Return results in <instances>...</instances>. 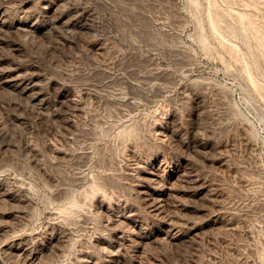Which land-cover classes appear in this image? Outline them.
<instances>
[{
    "label": "rangeland",
    "instance_id": "rangeland-1",
    "mask_svg": "<svg viewBox=\"0 0 264 264\" xmlns=\"http://www.w3.org/2000/svg\"><path fill=\"white\" fill-rule=\"evenodd\" d=\"M58 2L46 11L55 0H0L9 6L0 71L39 77L51 99L69 91L84 107L39 111L0 80V187L9 192L0 197V259L15 263L5 247L17 237L42 247L46 264H264V0ZM83 5L94 20L80 15L79 26L68 27L64 20ZM53 12L63 21L52 23ZM139 158L171 175L160 213L136 191ZM126 213L147 238L118 219Z\"/></svg>",
    "mask_w": 264,
    "mask_h": 264
},
{
    "label": "bare ground",
    "instance_id": "bare-ground-1",
    "mask_svg": "<svg viewBox=\"0 0 264 264\" xmlns=\"http://www.w3.org/2000/svg\"><path fill=\"white\" fill-rule=\"evenodd\" d=\"M14 2V1H13ZM85 2V1H84ZM91 2V1H90ZM6 3V2H5ZM59 2H58V0H55V3H52V4H50V5H48V4H45L44 6L45 7H47L46 8V11H50L53 7H54V5L55 4H58ZM30 4V3H29ZM44 4V3H43ZM79 4H81V3H79ZM82 4H84V3H82ZM85 4H86V2H85ZM89 4H91V3H89ZM6 6H8V5H5L4 3H0V26H3L7 21H8V16L9 15H7V9H6ZM58 6V5H57ZM60 6H61V4H60ZM9 7V6H8ZM43 7V6H42ZM55 7H56V5H55ZM59 7V6H58ZM44 8V7H43ZM78 8V7H77ZM92 8H93V6H92ZM70 11V10H69ZM13 12V11H12ZM52 12V11H51ZM78 12V11H77ZM76 12V13H77ZM46 13V12H45ZM54 13V12H53ZM57 13V12H56ZM56 13H54V14H56ZM60 13H63V12H60ZM73 13V12H72ZM72 13H71V15H72ZM75 13V12H74ZM48 14H49V12H48ZM51 15V14H50ZM80 15H83V16H85L87 19H88V22H89V20H91V22H92V20H94V18H95V14L93 13V11L91 10V8H89V7H84V5H83V7H82V9L79 11V13H77V14H74L73 16H71L70 17V15H69V17L70 18H68L67 20H64L66 23H67V26L68 27H71V28H75V27H77V26H79V21H80V19H79V17H80ZM98 15V14H97ZM13 17V16H12ZM63 18H64V16L63 15H61V14H56V15H54V16H52L51 18H50V21L52 22V23H58L59 21H63ZM9 19H10V17H9ZM49 19V18H48ZM47 19V20H48ZM65 19H66V17H65ZM97 19H99V17H97ZM96 19V20H97ZM14 20V19H13ZM34 20V19H33ZM44 20V19H43ZM64 22V23H65ZM86 22V21H85ZM94 22V24L96 25V23H95V21H93ZM97 23L99 22V21H96ZM10 23V22H9ZM14 23V22H13ZM61 23V22H60ZM83 23V22H82ZM35 24V23H34ZM33 23H25V22H19L18 24H16L15 25V27H17V28H19V29H24V30H26V32H28V30H30L31 31V33H33L34 31H36L35 29H36V26L34 25ZM61 24H63V23H61ZM87 24V23H86ZM85 24V25H86ZM91 24V23H90ZM66 25V24H65ZM9 26V25H8ZM12 26V25H11ZM11 26H9V27H11ZM47 26V25H46ZM53 26V25H52ZM83 26V25H82ZM63 27H64V25H63ZM4 28V27H3ZM2 28V29H3ZM81 28V27H80ZM6 29V28H5ZM65 29H67V28H65ZM81 29H83V27L81 28ZM87 29H89V28H87ZM32 30H34L33 32H32ZM79 31H80V29H79ZM23 32V31H22ZM25 32V31H24ZM53 32H55V31H53ZM60 32V31H59ZM75 33V32H74ZM83 33V32H82ZM103 34V33H102ZM70 35V34H69ZM73 35V34H72ZM71 35V36H72ZM67 37V36H66ZM70 37V36H69ZM73 37V36H72ZM98 38V37H97ZM72 38H70V40H71ZM87 39V38H86ZM102 39V38H101ZM100 39V40H101ZM8 40V39H7ZM85 42V41H84ZM105 42V41H104ZM70 43V42H69ZM86 43H87V41H86ZM77 44V43H76ZM104 44V43H103ZM95 45V44H94ZM101 45V44H100ZM99 45V46H100ZM91 46V45H90ZM93 46V45H92ZM79 47V46H78ZM88 47V46H87ZM101 47V46H100ZM92 48V47H91ZM95 48H97V47H94L93 49H95ZM103 48V47H102ZM78 49V48H77ZM101 49V48H100ZM100 49H96V50H100ZM92 51V50H91ZM94 51V50H93ZM93 51L91 52L92 54L91 55H93ZM102 50H100V52H101ZM84 52V51H83ZM96 53V52H95ZM111 54V53H110ZM114 54V53H113ZM75 55V54H74ZM86 55V54H85ZM80 56V55H79ZM89 58H90V56H89ZM108 58V57H107ZM106 58V59H107ZM94 60V59H93ZM98 61V60H97ZM134 64V63H133ZM1 65V64H0ZM110 65V64H109ZM12 67H14V65L12 66ZM85 67V66H84ZM110 67V66H109ZM154 68H157V67H151V70L152 69H154ZM159 68V67H158ZM6 69V68H5ZM5 69H3V70H1L0 71V80L2 81V82H4L5 84L6 83H8V85H11V86H13L14 88H17V90H18V93H20L19 92V89H20V91H22V93H24L25 95H26V100L25 101H27V99H29V102L32 104V105H34V106H36L37 108V110H39V111H41V110H46V109H48L51 105H55L54 107H57V108H64L65 106H66V108H68L67 107V105H70V107H69V109L71 108L72 110H77V112H78V109H83V108H81L82 107V103L80 102V101H77V99H73V95L68 91V92H62L60 95H59V97H56L55 99L54 98H50L46 93H45V91H44V87L45 86H41L42 85V83L40 84V80L38 79L39 77H33V78H25V76H23L20 72H18V73H20V74H16V75H14L11 71H7V70H5ZM84 69V68H83ZM129 69V68H128ZM81 70V69H80ZM85 70V69H84ZM141 70V69H140ZM143 70V69H142ZM158 70V69H157ZM132 71V70H131ZM150 71V70H149ZM148 71V72H149ZM156 71V70H155ZM16 72V71H15ZM24 72V71H23ZM132 72H134V71H132ZM136 72V71H135ZM142 72V71H141ZM39 73V72H38ZM86 73V72H85ZM159 73V72H158ZM162 73V72H161ZM24 74V73H23ZM73 74V73H72ZM89 74V73H88ZM131 74H133V73H131ZM167 74V73H166ZM38 75V74H37ZM80 75V74H79ZM78 75V76H79ZM157 75V74H156ZM41 76V75H40ZM77 76V77H78ZM85 76V75H84ZM143 76V75H142ZM141 76V74H140V77H142ZM165 76V75H164ZM43 77V76H42ZM148 77H150V76H148ZM139 78V77H138ZM143 78V77H142ZM147 78V77H146ZM154 78H156V76L154 77ZM43 79V78H42ZM84 79V78H83ZM103 79V78H102ZM0 81V82H1ZM101 81V80H100ZM150 81V80H149ZM43 82H44V79H43ZM119 82V81H118ZM116 84V83H115ZM131 84H133V83H131ZM7 85V86H8ZM106 85V84H105ZM118 85V84H117ZM120 85H121V83H120ZM81 86V85H80ZM97 86V85H96ZM111 86V85H110ZM10 87V86H9ZM129 87V86H128ZM75 88V87H74ZM92 89V88H91ZM102 89V88H101ZM14 90V89H13ZM142 91V90H141ZM134 92V91H133ZM49 93V92H48ZM142 93V92H141ZM135 94V93H134ZM96 95V94H95ZM100 96V95H99ZM119 96V95H118ZM21 97V96H20ZM81 97V96H80ZM24 98V97H23ZM22 98V99H23ZM88 98V97H87ZM118 98V97H117ZM119 98H121V99H123L122 97H119ZM79 100V99H78ZM101 100V99H100ZM127 100V99H126ZM128 100H130V99H128ZM108 101H110V100H108ZM115 101V100H114ZM117 102H118V100H116ZM84 102V101H83ZM100 102V101H99ZM120 102V101H119ZM127 102H130V101H127ZM133 102V101H132ZM121 103V102H120ZM140 103V102H139ZM204 103V102H203ZM25 104V103H24ZM84 105H85V103H83ZM113 104V103H112ZM128 104V103H127ZM138 104V103H137ZM52 106V107H53ZM108 106V105H107ZM128 106V105H127ZM130 106V105H129ZM30 107V106H29ZM57 108H55V112H56V114H57ZM31 109V108H30ZM34 109V108H33ZM120 109H122V108H120ZM50 110V109H49ZM61 110V109H60ZM109 110V109H108ZM35 112H36V110H34ZM38 111V112H39ZM53 111H54V109H53ZM68 111H70V110H68ZM86 111V110H85ZM89 111H91V110H89ZM95 111V110H94ZM103 111V110H102ZM52 112V111H51ZM122 112V111H121ZM33 113V112H32ZM37 113V112H36ZM40 113V112H39ZM39 113H37V114H39ZM43 115H44V113L43 112H41ZM72 113V112H71ZM89 113V112H88ZM87 113V114H88ZM104 113V112H103ZM55 114V115H56ZM47 115V114H46ZM50 115H52V114H50L49 113V115L48 116H50ZM60 115H63V114H60ZM85 115V114H84ZM96 115V114H95ZM103 115V114H102ZM117 115V114H116ZM2 116V115H1ZM64 116V115H63ZM70 116H72V115H70ZM73 116H74V113H73ZM87 116V115H86ZM44 117V116H43ZM46 118V117H45ZM50 118V117H49ZM53 118V117H52ZM70 118V117H69ZM85 118V117H84ZM4 119V118H3ZM13 119V118H12ZM25 119V118H24ZM23 119V120H24ZM58 119V118H57ZM67 119V118H66ZM86 119V118H85ZM100 119V118H99ZM15 120V119H14ZM20 120V119H19ZM26 120V119H25ZM1 121V120H0ZM46 121V120H45ZM104 121V120H103ZM31 122V121H30ZM59 122V121H58ZM88 122H90V121H88ZM3 123H5V121H3ZM10 123V122H9ZM84 123V122H83ZM163 124V123H162ZM10 125V124H9ZM59 125V124H58ZM83 125V124H82ZM85 125V124H84ZM83 125V126H84ZM94 125V124H93ZM97 125V124H96ZM8 126V125H7ZM29 126V125H28ZM50 126V125H49ZM81 126V125H80ZM92 126V125H91ZM177 126V125H176ZM10 128V127H9ZM46 128V127H45ZM77 128V127H76ZM82 128V127H81ZM87 128V127H86ZM57 129V128H56ZM61 129H63V128H61ZM176 129V128H175ZM46 130V129H45ZM50 130V129H49ZM80 130V129H79ZM86 130H88V129H86ZM65 131V130H64ZM67 131V130H66ZM84 131V130H83ZM4 132V131H3ZM78 132V131H77ZM81 132V131H80ZM66 133V132H65ZM68 133H70V132H68ZM166 133V132H165ZM172 133V132H171ZM8 134H9V132H8ZM78 134V133H77ZM86 134V133H85ZM48 135V134H47ZM50 135V134H49ZM59 135V134H58ZM167 135V134H166ZM169 135H170V133H169ZM168 135V136H169ZM173 135V134H172ZM81 136V135H80ZM84 136V135H83ZM87 136V135H86ZM184 136V135H183ZM28 137H30V136H28ZM171 137V136H170ZM8 138H10V137H8ZM7 138V141H9V139ZM61 138V137H60ZM174 138V137H173ZM73 139V138H72ZM71 140V139H70ZM84 140V139H83ZM11 141V140H10ZM55 142V141H54ZM65 142V141H64ZM75 142V141H74ZM73 142V143H74ZM181 142V141H180ZM3 143V142H2ZM17 143V142H16ZM27 143V142H26ZM21 144V143H20ZM70 144V143H69ZM160 144V143H159ZM10 145V143L9 142H6L5 141V143H4V145H3V149L6 147V146H9ZM14 145V144H13ZM28 145V144H27ZM31 145V144H30ZM33 145V144H32ZM49 145V144H48ZM194 145V144H193ZM1 146V145H0ZM5 146V147H4ZM70 146H71V144H70ZM89 147V146H88ZM136 147V146H135ZM200 147V146H199ZM21 148V147H20ZM27 148V147H26ZM28 148H31V147H28ZM33 148H35L34 146H33ZM59 148V147H58ZM68 148V147H67ZM137 148V147H136ZM160 148V147H159ZM7 149V148H6ZM14 149V148H13ZM50 149V148H49ZM54 149V148H53ZM57 149V148H56ZM55 149V150H56ZM54 150V151H55ZM8 151V150H7ZM30 151V150H29ZM50 151V150H49ZM81 151V150H80ZM0 152H1V150H0ZM32 152H33V150H32ZM35 152H36V150H35ZM79 152V151H78ZM166 152V151H165ZM2 153V152H1ZM21 153V152H20ZM38 153V152H37ZM59 153V152H58ZM61 153V152H60ZM74 153V152H73ZM138 153V152H137ZM142 153V152H141ZM35 154V153H34ZM39 154V153H38ZM82 154V153H81ZM216 154V153H215ZM10 155V154H9ZM12 155V154H11ZM14 155V154H13ZM13 155H12V157H13ZM18 155V154H17ZM31 155H33V153L31 154ZM36 155V154H35ZM60 155H63V154H60ZM75 155V154H74ZM86 154H84V156H85ZM40 156V155H39ZM68 156V155H67ZM76 156V155H75ZM87 156V155H86ZM221 156V155H220ZM7 157V156H6ZM36 157V156H35ZM49 157V156H48ZM61 157H63V156H61ZM65 157V156H64ZM72 157V156H71ZM77 157V156H76ZM142 157V156H141ZM163 157V156H162ZM31 158H33V157H31ZM40 158V157H39ZM45 158V157H44ZM43 158V159H44ZM47 158V157H46ZM78 158H80L79 156H78ZM81 158H83L82 156H81ZM165 158V157H164ZM226 158V157H225ZM18 159V158H17ZM20 159V158H19ZM52 159V158H51ZM55 159V158H54ZM134 159H135V157H134ZM3 160V159H2ZM7 160V159H6ZM37 160V159H36ZM76 160H78V159H76ZM83 160V159H82ZM87 160V159H86ZM22 161V160H21ZM34 161H35V158H34ZM33 161V162H34ZM47 161V160H46ZM72 161H75L74 159L72 160ZM83 161H85V160H83ZM82 161V162H83ZM136 161V160H135ZM230 161V160H229ZM3 162V161H2ZM2 162H1V164H2ZM4 162H5V160H4ZM9 162V161H8ZM26 161H24V163H25ZM59 162V161H58ZM71 162V161H70ZM77 162V161H76ZM79 162V161H78ZM81 162V163H82ZM118 162V161H117ZM137 163V167H138V170H139V172H140V181L138 182V188H136V191H137V189L139 190L138 191V193L140 192L141 194H142V197H143V199L145 200V204H148L150 207H151V209H153V211H155V212H162V207H164L163 206V204L165 203V200L167 199V196L168 195H170V194H172V192H171V189H172V185H171V179H170V177H171V175H168V176H164V177H161V175H160V173H162V171L159 173L158 172V170L156 169V163L155 162H153V163H149L147 160H145L144 158L143 159H141V158H139V159H137V161H136ZM165 162V161H164ZM36 163L37 162H35L34 164L36 165ZM103 163V162H102ZM134 163V162H133ZM0 164V165H1ZM68 164V163H67ZM109 164V163H108ZM3 165H5V164H3ZM13 165H14V163H13ZM64 165V164H63ZM11 166V165H10ZM25 166V165H24ZM29 166V165H28ZM27 166V167H28ZM40 166V165H39ZM112 166V165H111ZM110 165L109 166H106V167H111ZM134 166H135V164H134ZM229 166V165H228ZM6 167V166H5ZM21 167V166H20ZM23 167V166H22ZM34 167H36V166H34ZM37 167H38V165H37ZM50 167V166H49ZM69 167V166H68ZM114 167V166H113ZM113 167H111V168H113ZM26 168V167H25ZM24 168V169H25ZM41 168V167H40ZM66 168V167H65ZM110 168V169H111ZM135 168V167H134ZM194 168V167H193ZM13 169V168H12ZM61 169H63V168H61ZM69 169V168H68ZM79 169V168H78ZM30 170V169H29ZM38 170V169H37ZM41 170V169H40ZM52 170V169H51ZM72 170V169H71ZM114 170V169H113ZM115 170H117V169H115ZM135 170H137V169H135ZM160 170V169H159ZM199 170V169H198ZM15 171V170H14ZM47 171V170H46ZM45 171V172H46ZM73 171V170H72ZM134 171V170H133ZM178 171V170H177ZM190 171V170H189ZM41 172H42V170H41ZM61 172V171H60ZM124 172V171H123ZM180 172V171H179ZM36 173V172H35ZM38 173H40V172H37V174ZM44 173V172H43ZM70 173V172H69ZM75 173V172H74ZM126 173V172H125ZM182 173V172H181ZM46 174V173H45ZM52 174V173H51ZM55 174V173H54ZM164 174V173H163ZM202 174V173H201ZM40 177L42 176L41 174H38ZM59 175V174H58ZM68 175V174H67ZM87 175V174H86ZM181 175V174H180ZM38 176V177H39ZM43 176H44V174H43ZM43 176H42V178H43ZM47 174L45 175V181L47 182V180H49V179H47ZM48 176H50V175H48ZM70 176V175H69ZM80 176V175H79ZM78 176V177H79ZM88 176V175H87ZM178 176H179V174H178ZM30 177V176H29ZM38 177H37V179H38ZM39 177V178H40ZM51 177V176H50ZM49 177V178H50ZM68 177V176H67ZM76 177V176H75ZM82 177V176H81ZM181 177V176H180ZM42 178H40V179H42ZM70 178H71V176H70ZM195 178H197V177H195ZM194 178V179H195ZM248 178V177H247ZM7 179V178H6ZM47 179V180H46ZM55 179V178H54ZM84 179V178H83ZM139 179V178H138ZM138 179H137V181H138ZM93 180V179H92ZM171 180V181H170ZM198 180V179H197ZM32 181V180H31ZM42 182H43V180H41ZM44 181V182H45ZM50 181L51 182H53L54 183V180H51L50 179ZM49 181V182H50ZM65 181V180H64ZM64 181H61V182H64ZM205 181V180H204ZM242 181V180H241ZM247 181V180H246ZM11 182V181H10ZM175 182V181H174ZM48 183V182H47ZM57 183V182H56ZM79 183V182H78ZM107 183V182H106ZM110 183V182H109ZM112 183V182H111ZM131 183V182H130ZM191 183V182H190ZM201 183H203V182H201ZM200 183V184H201ZM205 183V182H204ZM9 184V183H8ZM48 184H50V183H48ZM52 184V183H51ZM50 184V185H51ZM69 184V183H68ZM129 184V183H128ZM209 184V183H208ZM1 185V184H0ZM10 185H12V184H10ZM55 184H53V185H51V186H54ZM57 185H58V183H57ZM61 185H63V184H61ZM60 185V186H61ZM71 185V184H70ZM79 185H82V184H79ZM79 185H77V186H79ZM130 185V184H129ZM218 185V184H217ZM6 186V185H5ZM9 186V185H8ZM64 186V185H63ZM72 186V185H71ZM75 186V185H74ZM111 186H112V184H111ZM137 186V185H136ZM174 186H175V183H174ZM186 186H188V185H186ZM200 186V185H199ZM205 186V185H204ZM7 187V186H6ZM6 187H0V197H8V195H9V192H8V190H7V188ZM12 187V186H11ZM49 187V186H48ZM70 187V186H69ZM76 187V186H75ZM88 187V186H87ZM108 187H109V185H108ZM113 187V186H112ZM176 187V186H175ZM45 188V187H44ZM51 188V187H50ZM57 188V187H56ZM60 188V187H59ZM77 188V187H76ZM82 188V187H81ZM177 188V187H176ZM75 189V188H74ZM73 189V190H74ZM80 189V188H79ZM78 189V190H79ZM85 188H83V190H84ZM115 189H117V188H115ZM201 189V188H200ZM63 190H65V189H63ZM63 190H59V192H62ZM70 190V189H69ZM110 190V189H109ZM128 190H129V188H128ZM173 190V189H172ZM67 191V190H66ZM118 191V190H117ZM124 191V190H123ZM204 191V190H203ZM58 192V191H57ZM116 192V191H115ZM130 192V191H129ZM49 193V192H48ZM54 193V192H53ZM66 193V192H65ZM120 193H122L121 191H120ZM136 193V195L138 194L137 192H135ZM11 194V193H10ZM59 194H61V193H59ZM58 193H57V195H59ZM64 194V193H63ZM63 194H61V196L59 195V196H57V195H55L56 197H59L58 198V200H61V199H63ZM68 194V193H67ZM70 194V193H69ZM84 194V193H83ZM125 194V193H124ZM20 195V194H19ZM47 195V194H46ZM53 195V194H52ZM85 195V194H84ZM174 195H176V194H174ZM202 195V194H201ZM216 195V194H215ZM11 196H12V194H11ZM48 196V195H47ZM54 196V197H55ZM70 196V195H69ZM96 196V195H95ZM139 196V195H138ZM137 196V197H138ZM204 196V195H203ZM21 197V196H20ZM19 197V198H20ZM53 197V196H52ZM53 197V198H54ZM60 197H61V199H60ZM65 197V196H64ZM141 197V198H142ZM171 197H173V196H171ZM24 198V197H23ZM111 198V197H110ZM140 198V197H139ZM1 199V198H0ZM13 199V198H12ZM22 199V198H21ZM24 199H26V198H24ZM57 199V198H56ZM85 199V198H84ZM169 199V198H168ZM171 200V199H170ZM8 201H9V199H8ZM21 201V200H20ZM100 201H101V199H100ZM169 201V200H168ZM190 201V200H189ZM226 201V200H225ZM1 202V201H0ZM3 202H5V200L3 201ZM7 202V201H6ZM113 202V201H112ZM119 202V201H118ZM121 202V201H120ZM99 203V202H98ZM142 203H143V201H142ZM167 203V202H166ZM0 204H2V202L0 203ZM77 204V203H76ZM101 204H103V203H101ZM131 204V203H130ZM8 205V204H7ZM24 205H25V202H24ZM36 205V204H35ZM67 205V204H66ZM93 205V204H92ZM105 205V204H104ZM108 205V204H107ZM143 205H144V203H143ZM184 205V204H183ZM15 206H16V204H15ZM102 206V205H101ZM136 206V205H135ZM147 206V205H146ZM165 206H167V204L165 205ZM0 207H1V205H0ZM5 208H6V206H4ZM89 207V206H88ZM94 207V206H93ZM137 207V206H136ZM169 207V206H168ZM9 208V207H8ZM7 208V209H8ZM55 208H57V207H55ZM63 208H64V206H63ZM85 208V207H84ZM99 208V207H98ZM112 208V207H111ZM132 208V207H131ZM218 208H219V206H218ZM25 209V208H24ZM70 209H72V208H70ZM91 209V208H90ZM95 209H96V207H95ZM147 209V211H148V208H146ZM165 209V208H164ZM214 209V208H213ZM1 210V209H0ZM2 210H4V208L2 209ZM10 210V209H9ZM15 210V209H14ZM13 210V211H14ZM58 210V209H57ZM61 210V209H60ZM66 210H68V209H66ZM97 210V209H96ZM101 211H103L104 209H100ZM105 210H107V209H105ZM109 210V209H108ZM126 210V209H125ZM4 211H6V209L4 210ZM23 211V210H22ZM25 212H26V210H24ZM80 211V210H79ZM79 211H76L75 213H77V212H79ZM152 210L150 211V212H153ZM166 211V210H165ZM18 211H16V213H17ZM52 212V211H51ZM53 212H54V210H53ZM52 212V213H53ZM100 212V211H99ZM127 212V211H126ZM130 212V211H129ZM129 212H127L128 214H129ZM137 212V211H136ZM149 212V213H150ZM155 212H153V214L152 215H154V213ZM6 213V212H5ZM13 213H15V211L13 212ZM19 213V212H18ZM17 213V214H18ZM21 213V212H20ZM89 213V212H88ZM94 213V212H93ZM120 213V212H119ZM118 213V214H119ZM127 213H126V215H123V216H121V215H117L118 216V219H123L124 221H126V223L128 222L129 224H130V226L132 227V228H134L135 230H136V233H137V236H139L140 238H141V241L143 240V239H145V238H147L146 236V234L141 230V224H140V222L138 221V219L136 218V217H133V216H131V215H127ZM146 213V212H145ZM173 213V212H172ZM28 214V213H27ZM56 214H58V213H56ZM55 214V215H56ZM100 214H102V213H100ZM106 214H108V213H106ZM110 214V213H109ZM112 214V213H111ZM161 214H163V213H161ZM164 214H166V213H164ZM223 214V213H222ZM14 215H16V214H14ZM22 215L23 214H21L20 216L22 217ZM70 215V214H69ZM86 215V214H85ZM90 215V214H89ZM113 215V214H112ZM135 215V214H134ZM146 215V214H145ZM221 215V214H220ZM13 216V215H12ZM17 216V215H16ZM19 216V215H18ZM28 216V215H27ZM26 216V217H27ZM106 216V215H105ZM109 216V215H108ZM138 216H140V215H138ZM137 216V217H138ZM155 216V215H154ZM162 216V215H161ZM164 216H167V215H164ZM0 217H3V215L2 216H0ZM7 217V216H6ZM61 217H63V216H61ZM101 217H102V215H101ZM110 217V216H109ZM115 217V216H114ZM156 217V216H155ZM163 217V216H162ZM192 217V216H191ZM20 218V217H19ZM23 218V217H22ZM56 219V217H53V219ZM70 218V217H69ZM78 218V217H77ZM111 218V217H110ZM168 218V217H167ZM174 218V217H173ZM109 219V218H108ZM112 219V218H111ZM117 219V218H116ZM117 219V220H118ZM142 219V218H141ZM140 219V220H141ZM146 219V218H145ZM221 219V218H220ZM14 220H16V219H14ZM72 221H73V219H71ZM78 220V219H77ZM110 220V219H109ZM115 220V219H114ZM143 220V219H142ZM167 220H169V219H167ZM174 220V219H173ZM179 220V219H178ZM11 221V220H10ZM34 221V220H33ZM79 221V220H78ZM84 221V220H83ZM105 221V220H104ZM107 222H109L108 220H106ZM169 221H172V219L171 220H169ZM54 222V221H53ZM52 222V223H53ZM99 222V221H98ZM106 222V223H107ZM117 222V221H116ZM177 221H175V223H176ZM223 222V221H222ZM52 223H50V224H47V225H53ZM56 223H58L57 221H56ZM68 223H70L69 221H68ZM73 223H75V220H74V222ZM87 223V222H86ZM109 223H112V221L111 222H109ZM115 223V222H114ZM125 223V222H124ZM170 223V222H169ZM173 223H174V221H173ZM174 223V224H175ZM14 224V223H13ZM45 224V223H44ZM108 224V223H107ZM117 224V223H116ZM118 224H119V220H118ZM178 224V223H177ZM112 225V224H111ZM123 225V224H122ZM128 225V224H127ZM229 225V224H228ZM16 226V225H15ZM18 226H20V225H18ZM32 226V225H31ZM72 226V225H71ZM82 226V225H81ZM81 226H79V227H81ZM85 226H86V224H85ZM89 226V225H88ZM87 226V227H88ZM102 226V225H101ZM120 226H121V224H120ZM178 225H176V227H177ZM180 226V225H179ZM14 227V226H13ZM13 227H11L12 229H13ZM44 227V226H43ZM50 227V226H49ZM51 227H54V226H51ZM56 227H58L57 225H56ZM60 227V226H59ZM83 227V226H82ZM81 227V228H82ZM109 227V226H108ZM144 227H145V224H144ZM15 228V227H14ZM55 228V227H54ZM61 228H63V227H61ZM11 229V230H12ZM55 229H57V228H55ZM54 229V230H55ZM60 229V228H59ZM91 229V228H90ZM89 229V230H90ZM99 229H101V228H99ZM104 229H106V228H104ZM126 229H127V227H126ZM170 231L172 230V229H174V226L172 225H170V227L168 228ZM176 229V228H175ZM5 230V229H4ZM8 230V229H7ZM10 230V231H11ZM17 230V229H16ZM15 230V231H16ZM47 230V229H46ZM48 230H49V228H48ZM51 230H53V229H51ZM65 230V229H64ZM77 230V229H76ZM79 230V229H78ZM94 230V229H93ZM103 230V229H102ZM107 230V229H106ZM121 230V229H120ZM123 230V229H122ZM125 230V229H124ZM123 230V231H124ZM147 230V229H146ZM169 230H168V232H169ZM249 230V229H248ZM2 231V230H1ZM95 231V230H94ZM119 231V230H118ZM125 231H127V230H125ZM173 231V230H172ZM171 231V232H172ZM6 232V231H5ZM45 232V231H44ZM53 232V231H52ZM59 232H60V230H59ZM66 232V231H65ZM90 232V231H89ZM128 232V231H127ZM135 232V231H134ZM163 232V231H162ZM167 232V233H168ZM178 232V231H177ZM11 233H12V231H11ZM51 233V232H50ZM69 233V232H68ZM67 233V234H68ZM81 233V232H80ZM95 233V232H94ZM99 233V232H98ZM121 233V232H120ZM129 233V232H128ZM251 233V232H250ZM4 234V233H3ZM8 234V233H7ZM46 234V233H45ZM60 234V233H59ZM64 234V233H63ZM150 234V233H149ZM169 234V233H168ZM167 234V235H168ZM5 235V234H4ZM33 235V234H32ZM37 235V234H36ZM49 235V234H48ZM100 235V234H99ZM123 235V234H122ZM175 234H172L171 236H174ZM8 236H9V234H8ZM39 236V235H38ZM37 236V237H38ZM63 236H65V235H63ZM72 236V235H71ZM94 236V235H93ZM121 236V235H120ZM129 236V235H128ZM3 237H5V236H3ZM36 237V236H35ZM45 237V236H44ZM66 237V236H65ZM70 237V236H69ZM124 237V236H123ZM136 237V236H135ZM134 237V238H135ZM164 237V236H163ZM11 238V237H10ZM17 238V237H16ZM16 238H14V240H12L4 249L6 250V252H7V255L8 256H13V257H16L17 259H16V261H15V263L14 264H46L45 262L46 261H42L43 259L41 258V255L44 253V250H42V247H41V249H38V247L37 248H35L34 246H32L31 244H29L27 241H25V240H22L21 238L20 239H16ZM34 238V236L32 237V239ZM47 238V237H46ZM58 238H60L59 236H58ZM2 239V238H1ZM30 239V238H29ZM61 239H63V238H61ZM66 240H67V238H65ZM64 239V240H65ZM121 239V238H120ZM153 239V238H152ZM4 240V239H3ZM44 240V239H43ZM56 240H57V238H56ZM100 240V239H99ZM98 240V241H99ZM123 240V239H122ZM134 240V239H133ZM1 241V240H0ZM34 241H35V239H34ZM49 241V240H48ZM61 241H63V240H61ZM61 241L58 243L59 245H61L62 243H61ZM140 241V240H139ZM150 241V240H149ZM6 242V241H5ZM46 242V241H45ZM56 242V241H55ZM71 242V241H70ZM69 242V243H70ZM86 242V241H85ZM105 242V241H104ZM123 242V241H122ZM132 242V241H131ZM1 243V242H0ZM32 243V242H31ZM42 243H43V241H42ZM41 243V244H42ZM53 243V242H52ZM66 243V242H65ZM148 243V242H147ZM2 244V243H1ZM37 244V243H36ZM50 244V243H49ZM56 244H57V242H56ZM125 244V243H124ZM127 244V243H126ZM38 245V244H37ZM55 245V244H54ZM69 245V244H68ZM82 245V244H81ZM121 245V244H120ZM119 245V246H120ZM138 245V244H137ZM51 246L52 245H50L49 247L51 248ZM101 247H102V245H100ZM108 246V245H107ZM118 246V245H117ZM53 247V246H52ZM57 247V246H56ZM69 247V246H68ZM84 247V246H83ZM100 247V248H101ZM145 247V246H144ZM49 248V249H50ZM93 248V247H92ZM115 248V247H114ZM45 249V248H44ZM48 249V250H49ZM53 249V248H52ZM59 249H61V248H59ZM3 250V249H2ZM46 250V249H45ZM107 250V249H106ZM114 250V249H113ZM241 250V249H240ZM60 251V250H59ZM144 251H145V248H144ZM45 252H47V251H45ZM2 253H4V252H2ZM5 255V254H4ZM74 255V254H73ZM44 256H46V255H44ZM82 256V255H81ZM84 256H85V254H84ZM91 256V255H90ZM113 256V255H112ZM79 257V256H78ZM88 257V256H87ZM86 257V258H87ZM246 257V256H245ZM42 260H41V259ZM70 258V257H69ZM80 258H82V257H80ZM116 258V257H115ZM149 258V257H148ZM6 259V258H5ZM7 259H8V257H7ZM46 259V258H45ZM83 259V258H82ZM88 259V258H87ZM99 259V258H98ZM120 259V258H119ZM147 259V258H146ZM154 259V258H153ZM13 260V259H12ZM15 260V259H14ZM47 260V259H46ZM90 260V259H89ZM111 260V259H110ZM138 260V259H137ZM142 260V259H141ZM250 260V259H249ZM11 261V260H10ZM52 261V260H51ZM54 261V260H53ZM61 261H63V258H61ZM83 261V260H82ZM104 261V260H103ZM243 261V260H242ZM251 261V260H250ZM12 262V261H11ZM48 262H50V261H48ZM70 262V261H69ZM143 262V261H142ZM144 262H145V260H144ZM246 262V261H245ZM5 263V261L3 262V260H1L0 259V264H4ZM56 263H58V262H55V264ZM108 263V262H107ZM134 263V262H133ZM137 263H139V262H137ZM141 263V262H140ZM10 264V263H9ZM50 264V263H49ZM60 264V263H59ZM66 264V263H65ZM116 264V263H115Z\"/></svg>",
    "mask_w": 264,
    "mask_h": 264
}]
</instances>
